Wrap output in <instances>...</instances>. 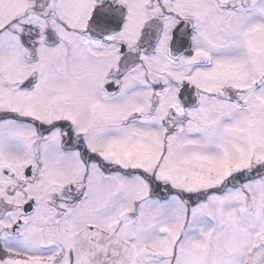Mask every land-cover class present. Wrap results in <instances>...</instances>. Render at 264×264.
<instances>
[{
    "label": "snow or ice",
    "instance_id": "6c2138e0",
    "mask_svg": "<svg viewBox=\"0 0 264 264\" xmlns=\"http://www.w3.org/2000/svg\"><path fill=\"white\" fill-rule=\"evenodd\" d=\"M0 264H264V0H0Z\"/></svg>",
    "mask_w": 264,
    "mask_h": 264
}]
</instances>
